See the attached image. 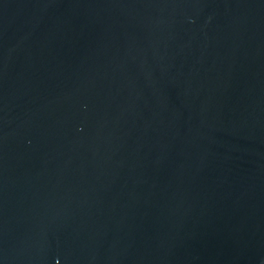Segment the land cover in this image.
Returning a JSON list of instances; mask_svg holds the SVG:
<instances>
[{
    "label": "water",
    "instance_id": "water-1",
    "mask_svg": "<svg viewBox=\"0 0 264 264\" xmlns=\"http://www.w3.org/2000/svg\"><path fill=\"white\" fill-rule=\"evenodd\" d=\"M0 264H264V0H0Z\"/></svg>",
    "mask_w": 264,
    "mask_h": 264
}]
</instances>
